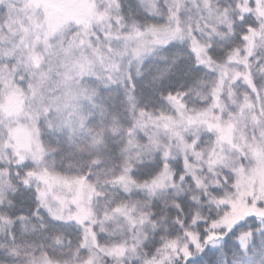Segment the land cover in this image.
Returning <instances> with one entry per match:
<instances>
[{"label": "snow or ice", "instance_id": "obj_1", "mask_svg": "<svg viewBox=\"0 0 264 264\" xmlns=\"http://www.w3.org/2000/svg\"><path fill=\"white\" fill-rule=\"evenodd\" d=\"M0 264H264V0H0Z\"/></svg>", "mask_w": 264, "mask_h": 264}]
</instances>
